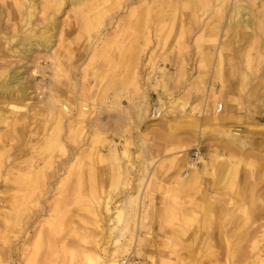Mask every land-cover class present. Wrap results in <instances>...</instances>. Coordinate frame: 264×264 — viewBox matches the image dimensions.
<instances>
[{
	"label": "rangeland",
	"instance_id": "374dc122",
	"mask_svg": "<svg viewBox=\"0 0 264 264\" xmlns=\"http://www.w3.org/2000/svg\"><path fill=\"white\" fill-rule=\"evenodd\" d=\"M36 2L40 10L42 0ZM236 3L246 5L250 23L239 22L234 33ZM262 4L84 0L63 3L52 19L46 8L24 24L28 0H0V83L18 72L26 90L25 98L14 95L20 90L0 94V264H104L116 246L123 264H149L150 257L162 264L182 212L195 217L172 247L185 259L202 258L225 247L220 239L216 245L214 223L205 217L220 203L234 220L224 224L233 244L243 229L264 235ZM33 34L51 35L50 47L20 46ZM152 104L163 110L159 119L149 118ZM215 114L223 119L209 124ZM225 131L245 147L229 150L219 136ZM195 146L203 155L195 164L197 183L176 190L175 175L190 172ZM180 149H187L184 160ZM211 153L223 157L225 176L208 164ZM228 157L242 163L233 185L226 179ZM32 164L41 191L50 183L51 192L29 208L20 203L29 179L23 172ZM260 244L262 254L264 239ZM255 251L233 264H250Z\"/></svg>",
	"mask_w": 264,
	"mask_h": 264
},
{
	"label": "bare ground",
	"instance_id": "6f19581e",
	"mask_svg": "<svg viewBox=\"0 0 264 264\" xmlns=\"http://www.w3.org/2000/svg\"><path fill=\"white\" fill-rule=\"evenodd\" d=\"M7 1V0H6ZM94 1H98V0H94ZM42 3L41 4V8L40 10H38V3L36 2V0H28V11H27V17H26V20H25V23L24 24H27L30 22L31 18L32 17H35L39 12L40 13H43L45 12V9L48 8L49 11H50V8H52L53 10L50 11L49 13V16H50V19H52L51 17H53V15H55V11H57L58 9H60V7L62 6L63 3H67L68 5H83L84 4V0H42ZM264 5V4H262ZM10 9V8H9ZM232 10L233 12L235 13V17L232 21L233 25L231 26L233 29L232 31L235 32V27L236 25L239 23V22H245V24L249 25L250 23V20H249V17L247 15V8H246V5L245 4H240V3H236L233 5L232 7ZM9 15V14H8ZM48 15V14H46ZM47 18V17H46ZM49 18V17H48ZM50 24H52V20L49 21ZM52 26V25H51ZM49 28V27H48ZM53 28V27H52ZM228 31V30H227ZM227 31L224 32V33H221V36L219 38V44L221 43H225V41L227 40L228 38V34H227ZM238 33V32H237ZM51 41V35H44V34H41V35H37V34H33L32 37H27V38H23L20 40V46H25L26 44L28 45H34V46H42L44 49L45 48H49L50 43ZM23 52L25 53L26 50L23 49ZM197 76V75H196ZM213 77V76H212ZM133 80V79H132ZM194 80V79H193ZM197 80V79H196ZM196 82V81H195ZM198 82V81H197ZM240 82H241V85H244L246 82H247V79L244 77V76H241V79H240ZM204 83V81H203ZM201 85V83H200ZM208 86V85H207ZM223 86V85H222ZM222 89V88H221ZM17 90H20L22 93L19 95V94H14L16 93ZM220 91V90H219ZM223 91V90H222ZM226 92V91H225ZM18 93V92H17ZM221 93V92H220ZM0 94L4 97L8 96V97H11V95H15L17 98H25L26 96V90L25 88L21 87V77H19V73L18 72H14L13 75H11L7 82L5 81V83L1 82L0 83ZM213 94V93H212ZM14 96V97H15ZM109 98H111L109 96ZM218 98V97H217ZM222 98V97H221ZM159 99V98H158ZM167 99V98H166ZM164 100V99H163ZM219 100V99H218ZM230 100L235 103V105L237 106L238 104V98L237 97H234V98H230ZM227 101V100H226ZM151 102V101H150ZM153 102V101H152ZM158 102V100H157ZM228 102V101H227ZM226 102V103H227ZM225 103V105H226ZM161 104V103H160ZM224 105V107H226ZM49 109H53V103L52 102H48V104L46 105ZM220 107L221 109L223 108L222 107V104H220V102H217V108ZM231 107V106H230ZM233 107V106H232ZM231 107V108H232ZM229 108V106H228ZM230 109V108H229ZM226 111V110H225ZM229 111V110H228ZM232 111V110H231ZM230 111V112H231ZM193 113V112H192ZM214 114V113H213ZM208 117V116H207ZM223 119V115H214L211 117L210 119V122L209 124H216V123H219V121H221ZM192 122V120H191ZM155 125V124H154ZM226 130V129H225ZM220 138L224 139L226 142L225 146L228 147L229 150L233 151V152H236L240 149H243L246 145L245 141L244 140H239L237 138V134L236 133H233L231 134L228 133V132H224L222 134H219ZM106 137V136H105ZM102 141L105 140L104 136H102V138H100ZM100 140V141H101ZM106 142H103L102 144L104 145ZM198 143V142H197ZM127 146H124L123 149H122V155L123 156H126L127 154ZM186 150L187 149H180V150H176V153L178 154V157L181 158L182 160L186 159ZM214 153V152H213ZM231 153V152H230ZM110 154L113 156V157H117L118 153H117V150L115 147L112 146V148L110 149ZM172 154V153H171ZM82 156V152L80 154ZM219 155V154H218ZM217 154H212L209 155V158H208V164L211 166V167H215L217 169V171L224 175L225 176V171L223 170L224 169V166L222 165V161H223V157L222 156H218ZM177 156V155H176ZM227 158V157H226ZM232 158V156H231ZM228 157V159H231ZM180 159V160H181ZM236 159V158H235ZM70 160V159H69ZM37 161V160H35ZM189 161V159H188ZM201 161V160H200ZM226 161V159H225ZM231 164L229 165L230 168L229 170H227L230 174V176L228 175L227 176V180L229 181L230 184H234L235 183V180H236V177H237V172H238V168L240 166L241 163V159L240 158H237L236 160H233L231 159L230 160ZM174 163V162H173ZM31 164V163H30ZM38 163H36L37 165ZM27 166V165H26ZM29 166V165H28ZM173 165H171L172 167ZM34 167V168H33ZM190 169V172H184L182 174H177L175 175V178H174V188L179 189L181 191H189L191 189H193L195 187V184L197 183V178L200 176L197 171H196V165L194 162H188V166H186ZM39 168V167H38ZM179 168V166H178ZM27 169V167H26ZM76 169V168H75ZM219 169V170H218ZM28 170V169H27ZM223 170V171H222ZM29 172H23V175L25 176L24 178H29L31 177V180H27L25 181V183H23L24 185V188L26 190L22 191L24 192V195L21 197L22 198V202L20 204L23 203V205H25L26 207L30 204H34V206L36 205L37 202H40L39 201V194H44V193H47L50 191V187H49V184H46L45 182V191L42 190L41 191V186L44 185L41 184V182H39L37 179H36V175L38 173V170L37 168H35L34 164L30 165L29 167ZM43 172V171H42ZM53 172V171H52ZM22 173V172H21ZM67 173V172H66ZM79 173V172H78ZM18 174V173H17ZM84 174V173H83ZM81 174V176L83 175ZM11 175V174H10ZM50 175V174H49ZM65 175V174H64ZM77 175V174H76ZM44 176V175H43ZM47 176V175H45ZM44 176V177H45ZM61 176V175H60ZM84 176V175H83ZM16 177V176H15ZM43 179H46L44 178ZM77 178V177H76ZM23 179V178H22ZM42 179V177H41ZM79 179V177H78ZM81 179V178H80ZM48 180V179H47ZM82 180V179H81ZM24 181V180H22ZM173 183V182H172ZM21 184V183H20ZM80 184V183H79ZM16 185V184H15ZM81 185V184H80ZM52 186V185H51ZM54 186V185H53ZM72 186V185H71ZM82 188V187H81ZM44 189V188H43ZM71 189V188H70ZM83 189V188H82ZM173 190V189H172ZM44 191V192H43ZM4 192V191H3ZM21 192V194H22ZM51 192V191H50ZM78 192H81L80 190ZM20 193V192H18ZM70 193V192H69ZM68 193V194H69ZM16 194V193H15ZM50 194V193H49ZM78 194V193H77ZM15 196V195H14ZM17 196V195H16ZM49 196V195H48ZM20 198V195L19 197ZM18 200V199H17ZM45 202V201H44ZM48 202V201H47ZM66 202V201H65ZM210 202V201H209ZM212 203V202H211ZM234 199H230L229 201L226 202V206L228 207H231L233 206L234 204ZM16 204V203H15ZM219 204V203H218ZM224 203H220L217 208H216V211L214 212H208L206 213L205 217L207 218L209 224H212L214 223V229H213V232L211 233L212 236H215L217 234L218 236V239H217V242H216V245L218 243V240H223V243L225 242V247H223L222 251L221 252H214V253H209L208 255H206L205 257H202V258H196L195 256L193 257L192 255H189L190 258L189 259H185L183 256L181 255H177L176 252L174 251L173 247H172V244L175 242V241H179L180 239V236H182L183 234H185L187 232V230L185 229V226L189 227L188 226V222L191 221V219L194 216V214H191V213H181V217H182V221L181 223H179L178 225H176V227H173V233L174 235H172L170 238L167 239L166 243H168V251H165V259L161 261L162 264H192V261L191 260H195V264H203L204 262H207L208 264H213L214 262H223V264H233L234 262H237L240 261V260H244V255L246 254L247 255V252L250 251V255H251V252L256 250L255 251V258L251 259V261H249L250 264H264V259H262L261 257H264V253L262 254H259V252L261 251V240L264 239V235H261V236H256V235H253V234H250V231H248L247 229L246 230H242V232H240L239 234V239L237 240V242L235 244H233L230 240H229V235L227 232L224 231V224H225V221H227L228 223L232 222L233 223V219L232 218H229V217H225V216H228L226 213H225V205H223ZM39 205V204H38ZM50 205V204H48ZM33 206V205H32ZM12 207V206H11ZM29 207V206H28ZM37 207V205H36ZM24 208V206H23ZM30 208V207H29ZM28 208V209H29ZM51 209V208H49ZM25 210V209H24ZM32 210V209H30ZM39 210V209H38ZM48 210V208H47ZM31 212V211H30ZM49 212V211H48ZM242 213L246 216V211L243 209L242 210ZM47 214V213H46ZM50 214V212H49ZM120 212H118V215L117 217L119 218L120 217ZM215 216V217H214ZM67 220V219H66ZM67 221H70V218L69 220ZM226 222V223H227ZM71 223V222H70ZM190 225V224H189ZM99 228V227H97ZM190 228V227H189ZM212 229V228H211ZM172 231V230H171ZM193 232V231H192ZM172 233V234H173ZM210 234V233H209ZM145 235V234H144ZM14 236V235H13ZM146 236V235H145ZM149 236V235H147ZM144 237V236H143ZM148 238V237H147ZM147 238H145L144 240H146ZM198 238L200 239V235H198ZM143 240V239H142ZM246 243H245V242ZM244 242V243H242ZM116 243V242H115ZM213 243V242H212ZM242 243V244H241ZM248 243V244H247ZM98 245V243H96ZM220 244V242L218 243ZM241 244V245H240ZM96 245V247H97ZM210 245V244H209ZM244 246V247H242ZM121 247V246H116L115 250L113 252H111L110 254L112 255L110 257L109 260L105 261L104 264H123V260L122 259H116L115 258V252L118 250V248ZM246 247H249V250L248 251H245V248ZM218 248L220 249L221 248V245H218ZM214 251V250H213ZM249 254V253H248ZM248 255V256H250ZM246 257V256H245ZM250 258V257H249ZM99 259V258H97ZM235 259H237L236 261H234ZM214 261V262H213ZM246 261V260H245ZM31 264H35V261L34 260H31L30 261ZM98 263V261H97ZM154 263H157V261L153 258V257H150V261H149V264H154ZM92 264V263H90ZM245 264H248L247 262Z\"/></svg>",
	"mask_w": 264,
	"mask_h": 264
},
{
	"label": "built area",
	"instance_id": "2783aa9c",
	"mask_svg": "<svg viewBox=\"0 0 264 264\" xmlns=\"http://www.w3.org/2000/svg\"><path fill=\"white\" fill-rule=\"evenodd\" d=\"M217 109L220 110L221 108L218 107ZM148 114H149V118L151 119H159L160 117L163 116V110L160 109L159 106L152 104V106L149 108ZM202 157L203 155L200 147L195 146L191 148V153L188 156L190 162H194L195 164L198 165Z\"/></svg>",
	"mask_w": 264,
	"mask_h": 264
}]
</instances>
